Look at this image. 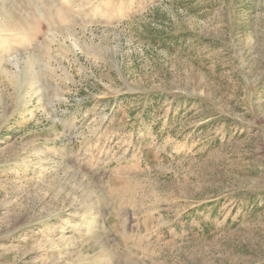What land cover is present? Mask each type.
Instances as JSON below:
<instances>
[{"label":"rangeland","instance_id":"374dc122","mask_svg":"<svg viewBox=\"0 0 264 264\" xmlns=\"http://www.w3.org/2000/svg\"><path fill=\"white\" fill-rule=\"evenodd\" d=\"M0 264H264V0H0Z\"/></svg>","mask_w":264,"mask_h":264},{"label":"bare ground","instance_id":"6f19581e","mask_svg":"<svg viewBox=\"0 0 264 264\" xmlns=\"http://www.w3.org/2000/svg\"><path fill=\"white\" fill-rule=\"evenodd\" d=\"M106 156V155H105ZM103 159V158H102ZM80 243V242H79Z\"/></svg>","mask_w":264,"mask_h":264}]
</instances>
